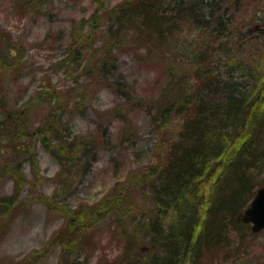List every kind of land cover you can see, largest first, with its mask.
Masks as SVG:
<instances>
[{"label":"trees","instance_id":"16d2710c","mask_svg":"<svg viewBox=\"0 0 264 264\" xmlns=\"http://www.w3.org/2000/svg\"><path fill=\"white\" fill-rule=\"evenodd\" d=\"M223 1L116 0L109 4L99 0L90 14L79 20L77 29L72 27L68 57L63 58L79 65L83 62L81 77L121 91L128 103L142 106L154 134V152L150 153L151 160L123 176L118 186L112 184L98 201L69 206L53 201V196L42 197L43 203L63 217L64 225L54 233L60 239L55 240L66 250L74 244L77 255L83 253L82 260L69 264H89L85 246L89 234L84 232L102 218L109 220L113 236L124 241L119 253L108 260L111 264H203V255L215 256L233 245L231 230L239 238L247 235L248 225L238 223L235 215L246 208L261 183L256 178L264 173V68L262 61L254 58L260 54L254 47L264 46V41L256 39L259 22L253 21L243 32L233 24L231 7ZM23 2L24 9L40 10L45 0ZM188 24L193 25V36L184 31L191 26ZM100 29L106 34L97 43ZM14 45L6 30L0 28L3 71L14 63V53L19 50ZM130 49L142 54L143 62L152 61L153 55L161 58L165 76L157 93L148 97L135 94L138 101L116 67V52ZM220 60L223 70L217 63ZM232 68L251 81H235ZM44 88L48 91H35L38 95L21 103L24 105L19 111L8 112L14 124L19 119L20 138L24 140L20 144L15 141L17 129L13 126L3 136L8 135L9 142L14 140L11 149L21 150L33 164L28 146L34 138L27 141L24 136L30 131L31 136L43 137L59 162L54 180L59 191L68 194L75 188L79 172H89L100 144L106 148L112 145L107 128L100 125L95 135L64 134L63 128L69 129L62 110L67 101L81 103L84 95L79 91V98H75L76 91L67 88L62 96L51 83ZM219 92L226 100L215 110L210 101ZM35 100L47 103L48 108L39 123L29 128L25 112ZM209 106L214 113L220 112V122L202 115ZM104 112L117 118L118 108ZM121 122L118 132L122 142L137 145L132 143L137 130L126 112ZM0 154H5L1 147ZM14 174L17 172L11 170L12 178ZM14 182V193L0 197L5 216L15 205L26 178L18 175ZM140 240L146 243L143 258H133L127 249L130 243L140 246ZM43 250L47 248L37 249L30 256ZM71 258L69 254L64 257V264Z\"/></svg>","mask_w":264,"mask_h":264},{"label":"rangeland","instance_id":"374dc122","mask_svg":"<svg viewBox=\"0 0 264 264\" xmlns=\"http://www.w3.org/2000/svg\"><path fill=\"white\" fill-rule=\"evenodd\" d=\"M23 1L0 0V28L6 30L7 36L19 49L14 53L15 60L11 69L3 71L0 68V125L2 123L3 129L0 130V147L5 153L0 154V197L14 193V180L18 175H24L26 178L20 194L14 200L15 205L9 210L10 213L5 216L0 208V264H64L63 258L68 254L72 257L66 263L69 264L74 259L82 260L83 253L77 255L74 244L72 249L66 250L61 242L55 240L60 239L55 238L54 233L64 225L63 217L43 203L42 197L53 196V201L69 206L76 205L79 201H98L109 191L112 184L117 183L118 186L123 182V176L152 159L150 153L154 152V134L142 106L131 104V101L128 103L125 97L119 94L121 91L106 87L87 76L81 77L79 71L83 62L79 65L63 58L68 57L72 27L77 29L79 20L88 16L99 0H45L40 10L22 8ZM107 1L114 4L116 0ZM223 3L231 7L232 22L242 28L243 32L248 30L247 25L253 21L259 22V26H256V39L264 41V0H224ZM188 25L191 26H186L184 31L193 36V25ZM105 34L103 29L96 33L97 43ZM150 44L151 47L155 46V43ZM254 48H258L256 50L260 53L254 58L262 61L261 66L264 68V46L261 44ZM116 56L117 73L135 101H138L136 95L148 97L158 92L159 86L163 85L165 80L161 58L153 55L152 61L143 62L142 54L138 55L131 49L117 51ZM217 63L223 70L224 62L220 60ZM232 70L235 81H251L250 77L244 76L237 69ZM48 83L55 85L57 91H62V96L67 88L76 91L75 98H79V91L84 95L81 103L67 101V107L62 110L63 122L69 129L67 131L65 126L64 134L95 135L96 127L100 125L107 128L112 145L106 148L100 144L97 158L89 172H79L77 184L68 194L59 191L54 180L59 162L50 153L43 137L36 134L31 136L30 131L24 136L27 141L34 138L32 146H28L33 160L31 157L30 159L35 162L33 164L24 158L21 150L11 149V142L14 140L9 142L8 135L3 136V133H10L8 128L13 126L17 129L15 141L20 144L24 140L23 137L20 138L19 119L14 124L8 112L19 111L24 105L21 103L27 102L32 95H38L35 91H48L44 88ZM33 103L25 112L28 115L29 128L39 123L48 108V104L43 101L35 100ZM113 106L118 108L117 118H112L104 112ZM125 112L132 122L131 125L140 132L137 145L125 141L118 144V130ZM4 118H8V122ZM18 152L20 154H17ZM11 170L17 172L13 178L10 176ZM256 179H261L262 183L256 186L264 185V173ZM241 200H245V197ZM237 216L238 214L235 215L236 220L240 223ZM109 223L107 218H102L92 229H85L84 233L89 234V240L85 244L89 264H111L108 260L113 259L124 245L123 239L118 238L116 234L113 236V229L108 228ZM249 230L247 227V235L243 234L241 238L231 230L233 245L225 246L220 253H215V256L203 255L201 263L264 264V229L257 233ZM145 245L146 243L140 240V246L138 243H130L127 250L131 256L134 255L133 258H143ZM43 247H46L47 251L43 250L40 255L30 256L35 250ZM223 251H228L229 255L224 256Z\"/></svg>","mask_w":264,"mask_h":264},{"label":"water","instance_id":"95a60500","mask_svg":"<svg viewBox=\"0 0 264 264\" xmlns=\"http://www.w3.org/2000/svg\"><path fill=\"white\" fill-rule=\"evenodd\" d=\"M254 194L246 209L237 217L242 223H250L252 232H258L264 228V185L258 187Z\"/></svg>","mask_w":264,"mask_h":264},{"label":"bare ground","instance_id":"6f19581e","mask_svg":"<svg viewBox=\"0 0 264 264\" xmlns=\"http://www.w3.org/2000/svg\"><path fill=\"white\" fill-rule=\"evenodd\" d=\"M221 88V87H220ZM222 89V88H221ZM223 90V89H222ZM155 93V92H154ZM226 100V97H222V93L219 92L218 94H216L215 96H213V101H210V103H212L210 106L214 109L215 107H217L220 103H223L224 101ZM209 106V108H205V111H203L202 115L205 117V118H211L212 121L214 122H220L222 120V118H219V113H214L215 110H218V109H211V107ZM205 107H207V104L205 105ZM217 124V123H216ZM137 130V129H136ZM135 136L133 138V142L134 144L136 143H139V140L136 141V139L139 137L140 138V132L138 131H135ZM122 142V139L120 137V139L118 140V144H121ZM261 229H264V228H261Z\"/></svg>","mask_w":264,"mask_h":264}]
</instances>
